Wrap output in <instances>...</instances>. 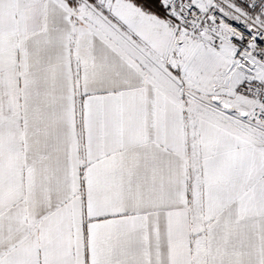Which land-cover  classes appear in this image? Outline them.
<instances>
[{
  "label": "snow or ice",
  "instance_id": "obj_1",
  "mask_svg": "<svg viewBox=\"0 0 264 264\" xmlns=\"http://www.w3.org/2000/svg\"><path fill=\"white\" fill-rule=\"evenodd\" d=\"M0 264H264V0H0Z\"/></svg>",
  "mask_w": 264,
  "mask_h": 264
}]
</instances>
